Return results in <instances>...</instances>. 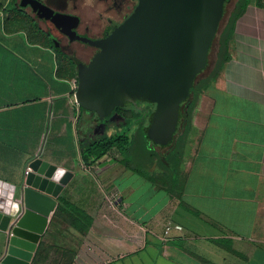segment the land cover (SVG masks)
Returning a JSON list of instances; mask_svg holds the SVG:
<instances>
[{
  "label": "crops",
  "instance_id": "0c3cea01",
  "mask_svg": "<svg viewBox=\"0 0 264 264\" xmlns=\"http://www.w3.org/2000/svg\"><path fill=\"white\" fill-rule=\"evenodd\" d=\"M19 4L0 0V181L20 187L37 159L73 174L31 264H264V8L209 83L218 50L172 149L97 159L71 58Z\"/></svg>",
  "mask_w": 264,
  "mask_h": 264
},
{
  "label": "water",
  "instance_id": "95a60500",
  "mask_svg": "<svg viewBox=\"0 0 264 264\" xmlns=\"http://www.w3.org/2000/svg\"><path fill=\"white\" fill-rule=\"evenodd\" d=\"M229 0H138L131 16L100 41L81 39L78 19L55 12L38 0H22L39 20L50 21L71 42L82 40L99 49L90 64L75 58L77 104L107 118L118 108L140 103L156 106L147 138L170 147L183 117V104L208 67L213 43ZM54 49L57 39L48 34ZM63 170L59 180L52 177ZM73 174L41 159L33 161L20 187L0 181V203L9 192L20 211L0 218L7 247L0 264H31L45 235L57 199Z\"/></svg>",
  "mask_w": 264,
  "mask_h": 264
},
{
  "label": "flooded vegetation",
  "instance_id": "af4514ba",
  "mask_svg": "<svg viewBox=\"0 0 264 264\" xmlns=\"http://www.w3.org/2000/svg\"><path fill=\"white\" fill-rule=\"evenodd\" d=\"M22 0H20L21 2ZM55 12L78 19L76 33L81 39L100 41L120 27L134 12L138 0H38ZM30 11L31 8H28ZM38 26L47 34L54 36L59 42L60 55L75 58L88 65L99 52V49L87 45L82 40L71 42L69 37L58 30L54 24L46 20H38ZM78 72V69H77ZM127 108V107H126ZM93 139L101 137L96 128Z\"/></svg>",
  "mask_w": 264,
  "mask_h": 264
},
{
  "label": "trees",
  "instance_id": "16d2710c",
  "mask_svg": "<svg viewBox=\"0 0 264 264\" xmlns=\"http://www.w3.org/2000/svg\"><path fill=\"white\" fill-rule=\"evenodd\" d=\"M227 4H228V1L225 4V14H226ZM251 5H255L259 8H264V0H238L235 6L234 12L232 13L231 18L229 20V25L220 36V49H219V54H218V61L216 63L215 69L213 70L211 76L209 77V81H208L209 83H214L216 81L220 73L224 70L227 63L231 60L230 44H231L232 37L234 35L236 24L238 20L246 13L247 9ZM72 65L77 70V64H76L75 59L72 60ZM203 88L204 86L202 85V83L196 84L195 82V85L193 86L191 90V94H192L191 99L187 101L186 103L192 100L193 102L192 104H195L199 96V92ZM186 103H184L183 106ZM129 107L118 108L115 110V112L121 109H131L133 111V116L131 118L140 122V132L143 137L142 140L144 141L145 144H150L151 141L147 138L146 131L150 125V120H151L153 113L155 112L156 106L150 103H140L138 105H131ZM100 119L103 121L105 120L103 118H100ZM124 119H128V118H124ZM107 127H108L107 123L105 125H101V128H102L101 131L104 132L107 129ZM140 142L141 140L139 141V143ZM129 144H130V141L127 135L116 136V137H102L100 139H97L94 143L90 144L89 145L90 147L87 150L83 149V154H86L89 152L90 156L95 155L97 159H100L114 148L119 149L122 153H127L129 150L128 149Z\"/></svg>",
  "mask_w": 264,
  "mask_h": 264
},
{
  "label": "rangeland",
  "instance_id": "374dc122",
  "mask_svg": "<svg viewBox=\"0 0 264 264\" xmlns=\"http://www.w3.org/2000/svg\"><path fill=\"white\" fill-rule=\"evenodd\" d=\"M238 0H229L227 7H226V14L224 15V18L221 21L220 27H219V32L218 35L213 43L211 52H210V56H209V64L207 69L200 74V76L197 78L196 80V84L199 83V81H201L203 78H205L213 69V62L214 59L216 57V54L219 50L220 47V36L222 34V32L224 31L226 25L229 22V18L231 16V13L233 12V10L235 9V6L237 4ZM73 70L76 73V68L73 67ZM192 96V94H191ZM191 99V98H190ZM192 101V100H191ZM191 101L186 103L183 106V117H182V121L181 124L179 126V130L177 131L174 140L180 135L182 134L187 126V120H188V113L190 111V106H191ZM130 108V107H129ZM133 116V111L131 109H121L119 111H114L112 115H110L107 118H104L105 120H101L98 116L94 115V119L97 120V124H99V130H102L101 125H105L107 123L108 127L107 129L103 132H99L101 134V137L96 138V139H100L102 137H116V136H124L127 135L128 139L130 141L129 144V150L128 153L129 155H134L136 153H138L140 150V154L142 153V156H154L156 157V154L158 153V151H163V150H168V149H172L173 148V143L171 144L170 147H160V146H155L152 144V142H150V146L147 149L146 144L144 143V141L142 140L143 137L141 135L140 132V122L136 121L135 119L131 118ZM124 118H128V119H124ZM97 132L94 131L93 135H96ZM185 134V133H184ZM104 135V136H103ZM141 140V142L139 143V141ZM141 148V149H140Z\"/></svg>",
  "mask_w": 264,
  "mask_h": 264
},
{
  "label": "clouds",
  "instance_id": "9594fccd",
  "mask_svg": "<svg viewBox=\"0 0 264 264\" xmlns=\"http://www.w3.org/2000/svg\"><path fill=\"white\" fill-rule=\"evenodd\" d=\"M63 170H58V173L52 177L53 180H59L60 175L62 174ZM2 195V193H0ZM20 211V204L16 202L13 198V193L9 192L6 198L0 203V218L3 216H8L13 213Z\"/></svg>",
  "mask_w": 264,
  "mask_h": 264
},
{
  "label": "built area",
  "instance_id": "2783aa9c",
  "mask_svg": "<svg viewBox=\"0 0 264 264\" xmlns=\"http://www.w3.org/2000/svg\"><path fill=\"white\" fill-rule=\"evenodd\" d=\"M28 173V172H27ZM170 227L169 228H167V231H166V234H168L169 233V231H170Z\"/></svg>",
  "mask_w": 264,
  "mask_h": 264
}]
</instances>
